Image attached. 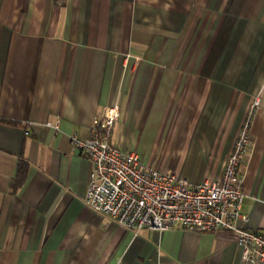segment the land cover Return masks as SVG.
Here are the masks:
<instances>
[{
    "label": "crops",
    "instance_id": "crops-1",
    "mask_svg": "<svg viewBox=\"0 0 264 264\" xmlns=\"http://www.w3.org/2000/svg\"><path fill=\"white\" fill-rule=\"evenodd\" d=\"M111 105V145L191 184L218 181L247 117L234 224L264 235V0H0V264H245L232 231L132 232L83 205L69 138Z\"/></svg>",
    "mask_w": 264,
    "mask_h": 264
},
{
    "label": "built area",
    "instance_id": "built-area-1",
    "mask_svg": "<svg viewBox=\"0 0 264 264\" xmlns=\"http://www.w3.org/2000/svg\"><path fill=\"white\" fill-rule=\"evenodd\" d=\"M117 118L116 105L104 106L91 118L85 138H69L90 164L83 205L110 216L132 232L171 227L198 232L232 231L240 247L241 262H264V235L234 224L235 220H245L239 211L243 196L239 169L249 146L247 117L236 131L218 181L193 184L168 170L149 167L134 153L111 145V127ZM50 125L54 127L55 122Z\"/></svg>",
    "mask_w": 264,
    "mask_h": 264
},
{
    "label": "trees",
    "instance_id": "trees-1",
    "mask_svg": "<svg viewBox=\"0 0 264 264\" xmlns=\"http://www.w3.org/2000/svg\"><path fill=\"white\" fill-rule=\"evenodd\" d=\"M25 165L26 164L24 160L22 159L18 160L17 165H16L15 174L8 184L10 191H14L22 183V180L24 178L25 168H26Z\"/></svg>",
    "mask_w": 264,
    "mask_h": 264
}]
</instances>
